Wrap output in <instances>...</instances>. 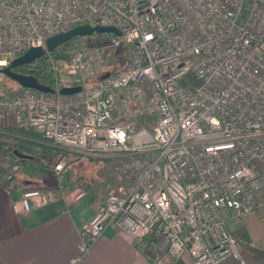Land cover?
Masks as SVG:
<instances>
[{
    "label": "built area",
    "instance_id": "obj_1",
    "mask_svg": "<svg viewBox=\"0 0 264 264\" xmlns=\"http://www.w3.org/2000/svg\"><path fill=\"white\" fill-rule=\"evenodd\" d=\"M86 23L121 34L102 44L82 36L61 62L49 55L54 92L0 95V123L108 163L104 200L82 222L69 264L110 225L156 263L187 254L193 264H249L225 218H264V0H0V68L29 47L50 54L49 36ZM66 164H53L57 178ZM21 167L9 152L0 182L17 188ZM72 188L75 199L88 193L77 177ZM62 191L21 189L12 209Z\"/></svg>",
    "mask_w": 264,
    "mask_h": 264
},
{
    "label": "crops",
    "instance_id": "obj_2",
    "mask_svg": "<svg viewBox=\"0 0 264 264\" xmlns=\"http://www.w3.org/2000/svg\"><path fill=\"white\" fill-rule=\"evenodd\" d=\"M9 124L10 119H6L0 126ZM20 145L25 146L22 147L28 153L37 154L29 145ZM39 156L45 161L44 155ZM23 158L24 163L15 178L18 187H6L0 182V264H69L70 258L78 254L82 222L89 219L96 206L104 200L102 184L94 185L88 180V193L75 199L73 188L67 186L70 183L65 177L54 175L51 163L47 169L42 161L38 163L31 157ZM77 176V173L71 175L72 179ZM42 186H59L63 191L54 202L25 213L13 211V202L20 208L21 189ZM226 221L231 230L247 233L250 238L254 236L246 220L236 222L227 216ZM78 264L193 263L187 254L178 258L167 257L160 263L153 262L128 234L110 225Z\"/></svg>",
    "mask_w": 264,
    "mask_h": 264
},
{
    "label": "rangeland",
    "instance_id": "obj_3",
    "mask_svg": "<svg viewBox=\"0 0 264 264\" xmlns=\"http://www.w3.org/2000/svg\"><path fill=\"white\" fill-rule=\"evenodd\" d=\"M66 53L68 56L69 51H67ZM46 55L48 57L49 55H51V53ZM67 56L65 58H68ZM62 59L64 58H53L54 61L59 62H61L60 60ZM113 61H115V59L111 60L110 63H112ZM125 61L126 60H124V57L120 60L122 64H124ZM12 86H16L14 82L0 74V93H5V88ZM0 132L3 133V135H0V145L2 146V149H0V156L5 157L9 152H12L13 149H16V147L20 144L29 145L33 148V152L45 156L46 162L44 163H51V165H53L56 160L60 157L66 160L67 164L63 173L61 174V177H65L66 182L70 183L67 184L68 187H72L71 175L77 173V178L82 179L87 184V187H89L87 181L90 180L94 185L102 184L101 188L104 193L106 192V188L109 182V178L107 177L108 163L103 159L91 157L63 148H60V150H63L62 153L57 152L55 149H53L52 151L51 148H53L55 145L42 139L41 136L38 134L23 132L13 125L0 126ZM225 219H227V217ZM245 220L247 221V225L250 227L254 235L253 237L251 236L252 238H250L247 233L246 235L245 233L239 230H232V232L237 236L242 254H244L248 263L262 264L264 262V246H262L261 238L262 233L264 232V218L260 215L253 214L248 215L242 221L245 222ZM239 221L240 220H237L236 222ZM249 242H254L256 246L250 247L248 245Z\"/></svg>",
    "mask_w": 264,
    "mask_h": 264
},
{
    "label": "water",
    "instance_id": "obj_4",
    "mask_svg": "<svg viewBox=\"0 0 264 264\" xmlns=\"http://www.w3.org/2000/svg\"><path fill=\"white\" fill-rule=\"evenodd\" d=\"M101 33H114L120 35L121 32L115 26H101V25H91V24H81L70 28L67 31L60 32L49 36L45 40V49L47 51L54 50L57 46L64 42H68L75 37L82 36H91L93 34H101ZM44 52L43 47H29L22 54L14 57L8 65L0 68V74L6 75L8 78L16 81L22 87H31L40 91L45 92H54L55 89L47 84H43L38 81V79L33 74H25L21 72H17L13 70L15 66L22 65L25 63H29L35 58L41 56ZM109 75V72L106 71L99 77V80L106 78ZM80 86H72V87H62L59 89V93H72L78 91Z\"/></svg>",
    "mask_w": 264,
    "mask_h": 264
},
{
    "label": "trees",
    "instance_id": "obj_5",
    "mask_svg": "<svg viewBox=\"0 0 264 264\" xmlns=\"http://www.w3.org/2000/svg\"><path fill=\"white\" fill-rule=\"evenodd\" d=\"M109 34H105V33H101V34H93L91 36H86V40L88 41V43L90 44H102L106 37ZM81 38L83 37H75L73 38L71 41L68 42H64L62 44H60L59 46H57L54 50H52L51 55L53 58L57 59V58H63L67 56V51H69V48L72 47L74 42H79V40H81ZM124 49V46H120L118 49L117 53H121V51ZM124 57V60H126V56H122V58ZM121 58V59H122ZM109 69L111 71L115 70L116 67H118V61H113L112 63L109 64ZM13 70L17 71V72H21V73H25V74H33L39 82L43 83V84H47L52 86L54 84L53 82V78H52V68L49 62V59L46 55V53L42 54L41 56L35 58L34 60H32L29 63H25L22 65H18L15 66L13 68ZM4 77L8 78L6 75L2 74ZM10 79V78H8ZM12 80V79H10ZM14 82V84L16 85L15 87H6V92L8 93H13L18 87H21L16 81L12 80ZM3 93H0V95ZM0 135H3V133L0 132ZM0 149H2V146L0 145ZM52 151L53 149H55L57 152L62 153L63 150H60L59 147L54 146L53 148H51ZM13 152L15 154H17L20 158H21V165L22 163H24V158L23 157H31L33 160L37 161L38 163L40 161H43L42 156H39V154H33V153H28L27 151H25L23 149V147L21 145H18L16 147V149H13ZM2 156H0V160H1ZM45 164V163H44ZM46 165V166H45ZM45 165H41L42 167L45 166V168H49V163H46ZM59 185V183H58Z\"/></svg>",
    "mask_w": 264,
    "mask_h": 264
}]
</instances>
